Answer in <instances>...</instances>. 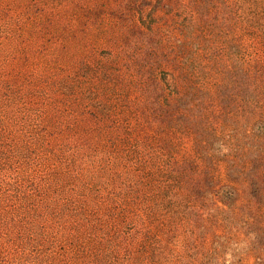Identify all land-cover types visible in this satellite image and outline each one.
Segmentation results:
<instances>
[{
  "label": "trees",
  "instance_id": "obj_1",
  "mask_svg": "<svg viewBox=\"0 0 264 264\" xmlns=\"http://www.w3.org/2000/svg\"><path fill=\"white\" fill-rule=\"evenodd\" d=\"M106 4L0 0V264H264V0H155L176 51Z\"/></svg>",
  "mask_w": 264,
  "mask_h": 264
},
{
  "label": "rangeland",
  "instance_id": "obj_2",
  "mask_svg": "<svg viewBox=\"0 0 264 264\" xmlns=\"http://www.w3.org/2000/svg\"><path fill=\"white\" fill-rule=\"evenodd\" d=\"M90 4H100L102 1H107V4L103 9H99L98 11L103 14V10H105L104 15H102L105 18V22L110 23L112 26H116V31L118 35L121 34H130L128 28L123 27V24L126 20H133V23L137 26H141L143 29L145 27H151L157 32V40L161 42V46L165 51L173 49L178 50V40H181V34L178 31L177 24L181 22L183 18V12L181 10H172L171 14L165 15L161 11H154V3L155 0H87ZM106 8V9H105ZM65 16V14H63ZM68 18V16H67ZM71 22H74L72 19ZM74 25V23H73ZM102 28H106L107 24H104L103 26H100ZM118 27V29H117ZM195 34H198L196 31ZM203 34H206V32H203ZM240 44H241V53L243 54L244 61L248 62L253 60L262 62L264 60V48L260 45L258 38H253L250 36H245L242 33L240 34ZM131 43L130 47H136V42H134L136 39L130 35ZM122 42V39H117L118 45H120ZM221 42L217 41L216 43H211L209 45L210 48L207 50H211L215 47H220ZM261 42V41H260ZM101 43H104L102 41ZM123 44V43H122ZM102 46H104L102 44ZM68 55L69 54H75L74 57H77L84 52L77 46H74L71 43H68ZM97 50V49H96ZM88 53V52H86ZM86 55V54H85ZM202 55V54H201ZM226 56H224L225 58ZM78 58V57H77ZM259 58V59H258ZM206 64H208V67L211 66L210 61H206ZM227 64V63H226ZM169 71L168 80L173 82L172 78L175 79L174 82L177 81V74L173 73L172 69L170 67L167 68ZM214 75V71H213ZM210 92H214V88L208 89ZM181 144L184 147V151L186 153H190L191 151V141L188 138H183L181 141ZM221 175L224 176V169L221 170ZM244 264H252L253 258L252 257H244Z\"/></svg>",
  "mask_w": 264,
  "mask_h": 264
}]
</instances>
